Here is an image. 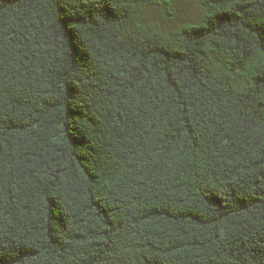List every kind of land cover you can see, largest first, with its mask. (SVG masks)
<instances>
[{
  "label": "trees",
  "instance_id": "obj_1",
  "mask_svg": "<svg viewBox=\"0 0 264 264\" xmlns=\"http://www.w3.org/2000/svg\"><path fill=\"white\" fill-rule=\"evenodd\" d=\"M0 0V264H264V0Z\"/></svg>",
  "mask_w": 264,
  "mask_h": 264
},
{
  "label": "rangeland",
  "instance_id": "obj_2",
  "mask_svg": "<svg viewBox=\"0 0 264 264\" xmlns=\"http://www.w3.org/2000/svg\"><path fill=\"white\" fill-rule=\"evenodd\" d=\"M204 12L198 0H173L172 14H166L159 7L150 5L145 8L141 20L145 23L156 22L164 30L172 31L183 23H195Z\"/></svg>",
  "mask_w": 264,
  "mask_h": 264
}]
</instances>
